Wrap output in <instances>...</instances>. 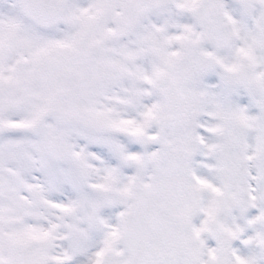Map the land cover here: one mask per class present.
<instances>
[{"label": "snow or ice", "instance_id": "6c2138e0", "mask_svg": "<svg viewBox=\"0 0 264 264\" xmlns=\"http://www.w3.org/2000/svg\"><path fill=\"white\" fill-rule=\"evenodd\" d=\"M0 264H264V0H0Z\"/></svg>", "mask_w": 264, "mask_h": 264}]
</instances>
